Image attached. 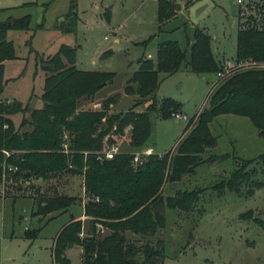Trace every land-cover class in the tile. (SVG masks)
I'll use <instances>...</instances> for the list:
<instances>
[{
	"label": "rangeland",
	"instance_id": "374dc122",
	"mask_svg": "<svg viewBox=\"0 0 264 264\" xmlns=\"http://www.w3.org/2000/svg\"><path fill=\"white\" fill-rule=\"evenodd\" d=\"M173 1L180 2V8L161 24L156 0H74V6L71 0H0L3 11L30 17L28 28L8 32L18 57L7 59L5 74L16 77L22 69L24 73L6 84L0 99L11 101L3 97L16 96L27 101L22 102V111L10 114L14 128L31 129L29 123L21 127L20 123L29 119L30 109L41 106V76L49 73L45 67L51 65V57L62 43L75 46L78 68L114 72L112 81L95 94L78 99L77 110L100 109L105 96L117 93L116 102L108 110L112 113L133 104L134 108L145 109L147 103L143 99L126 94L123 88L138 66L137 59L142 55L154 57L158 42L175 39L188 57V40L195 26H199L211 35L216 55L231 56L239 27L264 29V7L260 5L263 0H255L258 5L253 3L252 7H239L235 0ZM108 7L112 11L109 20L104 14ZM64 25L72 28L64 30ZM62 59L68 65L65 57ZM158 76L161 80L160 72ZM215 79L214 72L196 74L181 65L161 80L156 90V107L150 113L148 137L155 153L162 155L171 148L184 133L189 118L207 105L205 96ZM166 97L180 102V109L171 112H181L185 119L175 122L171 115L162 114L161 104ZM212 130L217 135L212 153L228 152V157L201 162L194 173L167 180L161 186L164 197L178 189L198 190L191 208L181 210L160 204L158 208L165 216L162 227L153 233L126 230L125 236L137 246L162 241L163 264H264V183L256 184L263 176L260 161L252 158L264 151V136L256 133L249 117L234 113L218 114ZM116 142L121 151L129 148L124 137ZM236 166L250 172V181L244 183L240 193L218 186ZM54 192L75 195L77 201L63 212L35 215L38 198ZM89 198L97 199L85 192L82 173L61 172L45 179L8 173L0 180V264H52V246L61 225L70 212L82 213ZM247 210L246 217L241 216ZM86 216L80 219L84 234L91 228L92 216ZM94 226L100 236L109 232L99 220ZM34 228L39 231L30 235ZM75 247L67 249L69 264H80Z\"/></svg>",
	"mask_w": 264,
	"mask_h": 264
},
{
	"label": "trees",
	"instance_id": "16d2710c",
	"mask_svg": "<svg viewBox=\"0 0 264 264\" xmlns=\"http://www.w3.org/2000/svg\"><path fill=\"white\" fill-rule=\"evenodd\" d=\"M71 4L74 6V0ZM174 13L173 0H157L160 23ZM106 17L109 18V8ZM29 20L28 14L0 20V93L5 82L3 61L16 57L14 44L6 32L28 28ZM62 28L70 30L72 25ZM188 47L186 57V50L175 39H165L158 42L154 59L144 56L137 59L138 66L123 89L126 94H135L147 102L143 110H136L133 104L124 111L108 113L110 105L117 100V93L105 97L100 109L77 110L78 99L95 94L111 82L114 72L78 68L76 48L66 43L60 44L51 57L53 64L45 67L49 73L44 77L41 106L30 109L29 119H22L20 123V127L29 123L31 129L14 128L10 114L23 110L20 100L0 99V180L3 162L15 164L17 170L10 174L26 179L30 175L45 179L61 172L82 173L85 192L97 198H89L85 204V214L92 216L87 235H81V220L73 216L61 227L52 246L53 264H69L65 249L74 243L82 247L80 264H163L162 241L157 245L145 242L137 246L126 238L125 231L153 233L162 227L165 216L158 208L160 204L181 210L191 208L198 198V190L178 189L164 197L161 186L167 180L194 173L201 162L228 157V152L200 157L217 141L209 127L211 120L220 113L245 115L258 134L264 136V29L239 27L232 59L251 64L237 66L214 80L205 96L207 105L189 118L184 133L171 148L162 155L154 152L141 163L133 164V150L147 145L151 132L150 113L156 107L159 72L171 74L183 62L195 73H215L221 68L224 58L214 55L211 35L203 27L195 26ZM180 106L176 99L166 97L161 112L170 116L171 110H179ZM125 129L129 131L126 133ZM119 137H124L133 150L118 152L110 159H98L96 152ZM64 139L68 143L67 151L61 146ZM252 158L261 163L263 180L256 183L260 186L264 183V151ZM248 181L250 172L236 166L218 186L240 193ZM76 201L75 195L63 192L41 195L33 213L63 212ZM247 213L248 210L241 216L246 217ZM98 220L109 230L102 236L95 233L94 224ZM38 231L39 228H34L29 234L35 235ZM136 256L141 258L138 260Z\"/></svg>",
	"mask_w": 264,
	"mask_h": 264
},
{
	"label": "built area",
	"instance_id": "2783aa9c",
	"mask_svg": "<svg viewBox=\"0 0 264 264\" xmlns=\"http://www.w3.org/2000/svg\"><path fill=\"white\" fill-rule=\"evenodd\" d=\"M237 3H239V7L241 6H251L253 3L254 5L258 3L255 2V0H235ZM264 3V0L261 1L262 5ZM252 7V6H251ZM258 7V6H257ZM264 7V5H263ZM261 8V6L259 7ZM251 63L249 62H238L235 61L233 59H226L224 61H222V65L221 68L219 70H217L215 72L216 74V78L218 77H222L224 76L226 73H228L230 70L234 69L237 66L240 65H250ZM171 116L177 119H185V115L182 114L181 112H171ZM67 135H64V138H66ZM62 146L63 148H65V150H67L68 148V143L67 140L64 139L62 141ZM121 152L120 148H119V144L116 141L111 142L106 148L100 149L98 150L97 153V158L100 160L103 159H110L112 158L116 153ZM6 154H8L7 151H5ZM154 153V149L149 146V145H144L138 149L133 150V157H132V162L133 164L137 165L138 163H141L148 155ZM17 170V166L15 164H11V163H2V173H1V179H4L5 176L8 173H11L12 171Z\"/></svg>",
	"mask_w": 264,
	"mask_h": 264
},
{
	"label": "crops",
	"instance_id": "0c3cea01",
	"mask_svg": "<svg viewBox=\"0 0 264 264\" xmlns=\"http://www.w3.org/2000/svg\"><path fill=\"white\" fill-rule=\"evenodd\" d=\"M157 1V0H156ZM180 6H181V4H180ZM109 8V18H107L106 17V13H104L105 14V17L107 18V20H109L110 19V17H111V14H112V11H111V8L110 7H108ZM180 8V7H179ZM0 20H5L7 17H9V16H14V15H12V14H9V11H3L1 8H0ZM176 10V9H175ZM14 17H18V16H14ZM165 22V21H164ZM163 22V23H164ZM162 24V23H161ZM10 30H12V29H8L7 30V32H6V37L8 38V39H11V38H9L8 37V32L10 31ZM166 39H168V38H166ZM12 40V39H11ZM165 40V39H164ZM12 42H13V40H12ZM67 44V43H66ZM70 45V44H69ZM158 45V44H157ZM60 46V45H59ZM235 47H236V45H235ZM212 48V47H211ZM58 49V48H57ZM212 51H213V49H212ZM36 52H39L38 50H36ZM213 53H214V51H213ZM214 55L217 57V58H220V59H222V58H228V59H232L233 57H234V55H235V53L233 54V55H231V56H225V55H223L222 54V56H219L218 54L216 55L215 53H214ZM142 56H144V57H150V58H152V59H154L155 58V56L154 57H152V56H145V55H142ZM16 57H18L17 55H16ZM7 61V59H5L4 61H3V63H4V69H3V78H4V80H5V82H4V87H3V90H2V92L0 93L1 94V96H2V93H3V91H4V88H5V86H6V84L8 83V82H10V81H14L15 79H18L21 75H22V73H24V69H22L21 70V72L19 73V75H17L16 77H14V76H10V77H7V75L5 74V62ZM138 64V63H137ZM181 65H183L184 67H185V69L186 70H189V68H188V66H186V64L183 62ZM134 71V70H133ZM176 72V71H175ZM174 73V72H173ZM173 73H171V74H173ZM195 73V72H194ZM171 74H168V75H165V74H163V73H161V76H162V78H161V80L164 78V77H167V76H169V75H171ZM197 74V73H196ZM44 75H42L41 76V80H42V87H43V82H44ZM161 80H160V82H161ZM160 82H159V84H160ZM158 87H159V85H158ZM158 87H157V89H158ZM40 95H41V93H40ZM110 95V94H109ZM108 96V95H107ZM107 96H105V97H107ZM104 97V98H105ZM3 98H8V99H17V100H20L21 102H24V103H26L27 101L26 100H22V99H20V98H17L16 96H4ZM205 101V100H204ZM147 103V102H146ZM41 104H42V102H41ZM136 110H143V109H138V108H135ZM235 114V113H234ZM218 115V114H217ZM216 115V116H217ZM215 116V117H216ZM214 117V118H215ZM214 118L211 120V122L209 123V127H210V130H211V132L213 133V130H212V122H213V120H214ZM180 119H177V118H174V121L175 122H178ZM256 128V127H255ZM256 133L258 134V130H257V128H256ZM214 134V133H213ZM215 135V134H214ZM259 135V134H258ZM216 137H217V135H215ZM260 136V135H259ZM125 139V138H124ZM126 140V139H125ZM217 140V139H216ZM230 141L231 142H233L234 141V139H232V138H230ZM126 143H127V141H126ZM216 144H217V141H216ZM215 144V145H216ZM127 145L129 146V148L128 149H125L126 151H132L133 150V148L127 143ZM147 145H149L150 146V144L148 143V140H147ZM214 145V146H215ZM214 146L213 147H210V148H207L202 154H206L203 158H206L207 156H209L210 154H220V153H212V151H213V149H214ZM152 147V146H151ZM153 148V147H152ZM196 168V167H195ZM195 172V171H194ZM83 207V206H82ZM84 212V207H83V211H82V213H80V214H73L72 212H70L69 213V217H68V219L61 225V227L65 224V223H67L69 220H70V218H71V216H73V219H82V220H84L87 216L83 213ZM82 224H84V222L82 223ZM61 227H60V229H61ZM60 231V230H59ZM58 231V232H59ZM87 233L88 232H85V234L84 233H82L81 232V235H87ZM58 234V233H57ZM56 234V235H57ZM83 235V236H84ZM56 237V236H55ZM55 240V239H54ZM53 244H54V242H53ZM76 246V247H75ZM71 247H75L76 248V250H77V252H78V255H79V261L81 260V253H82V247H81V245H79V244H73L72 246H69V247H67L66 249H65V253L67 254V249L68 248H71ZM52 264H53V261H52Z\"/></svg>",
	"mask_w": 264,
	"mask_h": 264
},
{
	"label": "water",
	"instance_id": "95a60500",
	"mask_svg": "<svg viewBox=\"0 0 264 264\" xmlns=\"http://www.w3.org/2000/svg\"><path fill=\"white\" fill-rule=\"evenodd\" d=\"M174 7H175V9H179V7H180V2H178V1H174Z\"/></svg>",
	"mask_w": 264,
	"mask_h": 264
}]
</instances>
